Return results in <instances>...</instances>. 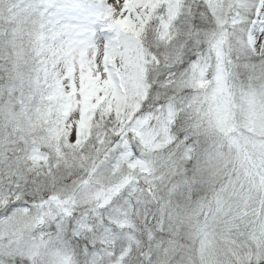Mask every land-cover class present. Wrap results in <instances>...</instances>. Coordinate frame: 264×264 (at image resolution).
<instances>
[{"label":"snow or ice","instance_id":"obj_1","mask_svg":"<svg viewBox=\"0 0 264 264\" xmlns=\"http://www.w3.org/2000/svg\"><path fill=\"white\" fill-rule=\"evenodd\" d=\"M0 264H264V0H0Z\"/></svg>","mask_w":264,"mask_h":264}]
</instances>
